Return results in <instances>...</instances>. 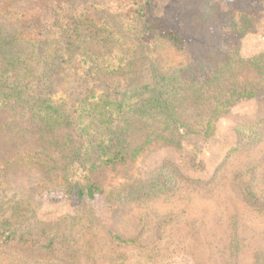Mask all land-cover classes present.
<instances>
[{"label":"trees","instance_id":"trees-1","mask_svg":"<svg viewBox=\"0 0 264 264\" xmlns=\"http://www.w3.org/2000/svg\"><path fill=\"white\" fill-rule=\"evenodd\" d=\"M167 1L0 0V251L16 245L49 260L58 244L54 226L34 231L27 223L29 202L19 192L31 199L57 190L82 205L95 195L133 202L137 161L179 149L188 136L209 139L236 103L264 98V54L238 56L239 39L264 24V0H229L217 26L234 44L203 55L192 52L198 45L179 13L174 26L162 23ZM182 1L198 23L216 16L221 0ZM19 173L35 185L18 189ZM165 182L150 191L170 188ZM100 234L137 247L109 229ZM232 237L228 261L239 264L236 231ZM91 239L64 254L96 264Z\"/></svg>","mask_w":264,"mask_h":264},{"label":"rangeland","instance_id":"rangeland-1","mask_svg":"<svg viewBox=\"0 0 264 264\" xmlns=\"http://www.w3.org/2000/svg\"><path fill=\"white\" fill-rule=\"evenodd\" d=\"M167 3L162 23L174 26L177 13L186 19L182 28L198 45L192 51L196 55L221 52L230 42L234 44L228 30L217 26L218 15L228 11L229 0L215 2L216 16L210 14L198 23L182 0ZM238 44L240 58L264 54V24ZM259 122L263 123L257 126ZM136 165L139 187L133 202L95 195L93 200L84 197L82 205L75 194L68 199L57 190L31 199L19 192L15 198L29 202L23 212L27 223L34 231L54 226L58 244L49 260L33 253L28 256L13 245L0 251V264H82L72 263L64 251L78 250L80 242L93 234L97 235L91 239L93 250L98 251L96 264H229L228 245L234 231L239 264H264L263 97L236 103L219 120L215 136H188L179 149L153 151ZM158 180H166L170 188L150 191L151 183ZM34 181L31 174L19 173L12 182L20 189L34 186ZM74 216L75 221L70 220ZM102 229L121 239H135L137 247L102 240ZM155 243L157 247L152 248Z\"/></svg>","mask_w":264,"mask_h":264}]
</instances>
